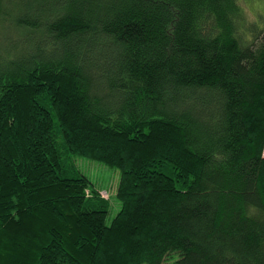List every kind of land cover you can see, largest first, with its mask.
<instances>
[{"label": "trees", "instance_id": "1", "mask_svg": "<svg viewBox=\"0 0 264 264\" xmlns=\"http://www.w3.org/2000/svg\"><path fill=\"white\" fill-rule=\"evenodd\" d=\"M246 3L0 0V264H264ZM78 157L120 170L111 223Z\"/></svg>", "mask_w": 264, "mask_h": 264}, {"label": "rangeland", "instance_id": "2", "mask_svg": "<svg viewBox=\"0 0 264 264\" xmlns=\"http://www.w3.org/2000/svg\"><path fill=\"white\" fill-rule=\"evenodd\" d=\"M246 2V7L250 19H255L257 13L256 10L264 11L263 0H246ZM77 159L80 167L84 171H86L91 180L101 188V193L105 197L110 199L112 205L107 217V222L111 223L112 219L116 216L121 208V202L116 197L120 182V170L117 168H113L104 162L88 159L85 157H78ZM167 260V262H169L171 258Z\"/></svg>", "mask_w": 264, "mask_h": 264}]
</instances>
